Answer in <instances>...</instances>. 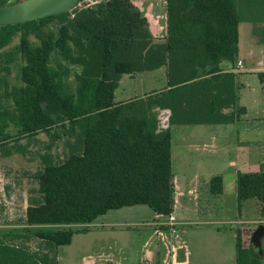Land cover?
<instances>
[{
    "label": "trees",
    "instance_id": "trees-1",
    "mask_svg": "<svg viewBox=\"0 0 264 264\" xmlns=\"http://www.w3.org/2000/svg\"><path fill=\"white\" fill-rule=\"evenodd\" d=\"M21 1L0 0V6ZM85 1L92 3L78 8ZM262 3L165 0L162 40L152 36L132 0H78L74 9L58 15L0 26V98L10 101L0 103V155L23 154L25 145L18 142L41 133L67 148L60 164L54 163L50 146L39 155L26 228L0 239V264H58L56 247L87 232L69 226L91 224L112 210L144 205L164 221L170 219L175 192L170 128L233 124L245 114L244 107L236 108L233 76L220 65L237 59L240 23H263ZM15 38L18 44L7 50ZM16 55L22 63L19 84L9 85ZM67 65L79 68L73 89ZM160 68H165V89L114 101L123 76ZM225 109L231 111L225 114ZM163 111L169 112L166 128L160 127ZM209 192L222 195L220 175L210 178ZM236 194L238 210L255 200L264 219V168L237 172ZM31 240L38 242L35 251ZM235 253V264H264V258L251 254L240 230Z\"/></svg>",
    "mask_w": 264,
    "mask_h": 264
},
{
    "label": "rangeland",
    "instance_id": "rangeland-1",
    "mask_svg": "<svg viewBox=\"0 0 264 264\" xmlns=\"http://www.w3.org/2000/svg\"><path fill=\"white\" fill-rule=\"evenodd\" d=\"M11 3L12 0H5ZM135 6L143 13L149 23V30L156 40H162L166 33V6L165 0H132ZM92 2H81L78 8ZM244 14L248 16L246 6H241ZM261 22H243L240 25V51L238 57L243 63L244 73L240 75L237 89V105L244 107L246 112L241 116V127L247 126V131L238 130L234 134L239 144L225 142L227 136H221L224 141L219 144L213 141L217 134L215 126H172V145L174 157V170L180 168L177 164L179 151H190L199 157V163H188L185 168L188 173L195 170L199 176L195 182L178 178L179 186L176 195L174 218L182 224L176 227L178 239L171 232L160 231L161 237L153 235L154 223H165L151 209L144 205L124 207L112 210L99 216L93 223L86 225H71L73 230L86 229V233L75 234L72 242L67 246L56 247L58 264H113L108 255L114 261L122 264H150L148 258H143L146 251L158 247L164 256L165 264H170L178 254V259H184V252L190 264H235V234L237 228H247L245 242L249 244L250 230L256 226H264L263 222L253 223L261 219L258 203L255 200L246 201L238 210L237 195L234 189L228 185L224 196H213L209 192V180L220 173L226 179L234 170L240 172H257L259 166L250 168L248 161L239 162L236 168L229 164V160L249 154L256 158L261 149L263 133L256 126L264 124V28ZM18 44L15 38L7 50H14ZM22 64L16 55V62L11 64L7 75L9 85L19 84V65ZM66 66V64H64ZM70 69L69 84L74 88L73 76L79 71L76 66L67 65ZM2 74H0V77ZM166 86L165 68L138 73L133 77L123 76L121 83L114 92V101L125 102L163 89ZM2 92V90L0 89ZM0 103L9 105L10 101L0 98ZM223 128V127H222ZM230 128V127H226ZM10 133L15 129L10 127ZM219 138V137H218ZM25 145V152L16 153L8 157L0 155V239L8 233L22 232L24 224L25 208L28 199L33 196L37 188V182L33 174L41 168L39 155H42L46 146H50L55 164L64 162L67 158V148L60 140L52 142L45 134H38L32 141L18 142ZM213 143V144H212ZM227 143V144H225ZM206 145V146H203ZM196 146V147H195ZM256 148V149H254ZM257 150V151H255ZM258 152V153H256ZM195 156V157H197ZM249 156V157H250ZM234 157V158H233ZM250 157V159H251ZM194 158V157H193ZM197 187L196 194H189L188 187ZM160 223V224H159ZM56 226H42V228L54 229ZM37 227H32L35 230ZM56 228H64L63 226ZM249 237V239H248ZM174 241V243L172 242ZM185 241V250L174 251L176 242ZM30 250L38 248V242H29ZM262 253L264 256V235L262 238Z\"/></svg>",
    "mask_w": 264,
    "mask_h": 264
},
{
    "label": "crops",
    "instance_id": "crops-1",
    "mask_svg": "<svg viewBox=\"0 0 264 264\" xmlns=\"http://www.w3.org/2000/svg\"><path fill=\"white\" fill-rule=\"evenodd\" d=\"M262 1H263V3H262V5H263V13H262V17H259V18H262V20H263L262 27L264 28V0H262ZM258 2H259V0H258ZM253 12H255V11H253ZM253 12H251V13H253ZM240 25H241V23L238 26V54H239V51H240ZM237 62H241L238 56H237V59H236V61L234 63L223 62L220 65V68H221L222 72L231 74L233 76L234 83H235V93L237 92V89L239 87V83H238L239 77H240L241 74L244 73V67H243V71L242 72H235L234 71V68H235ZM242 66H243V63H242ZM131 77H133V76H131ZM120 83H121V80H120L119 84ZM165 88H166V86L163 87V89H165ZM163 89H161V90H163ZM125 102H127V101H125ZM236 108H239V106L237 105V101H236ZM230 111H231L230 109H225L223 112L225 114H228ZM245 112H246V109H245ZM162 113L163 112H161V114H160L161 116L163 115ZM240 124H241V118H240L239 121H236L233 124L209 125V126L218 127V128H216V131H215L217 136H216V138H213V141L216 142L218 140L219 141L218 143L221 144L224 141L220 140V138H221V136L225 135V136H227V140H225V142H227L228 144H230V143L233 144V145L239 144L238 140L235 139L234 134H236V132L238 130L247 131L249 129L247 126L241 127ZM180 126H187V125H180ZM194 126H204V125H194ZM160 127L161 128H166V127L163 126L161 120H160ZM226 127H230V128H226ZM256 128H258L259 131L264 134V124H261L259 127L256 126ZM170 130H171V128H170ZM237 134H238V132H237ZM171 136H172V134H171ZM227 143H225V144H227ZM203 146H206V145H203ZM260 148L261 149L258 150L259 154H258V156L256 158L251 157L250 156V152H249V154H243L241 157H236V158L233 157L234 160L230 159L229 160V164L232 167L236 168L237 165H238V160H239V162H242V163L248 161L247 164L249 163L250 168H256L258 166H259V168H261V167L264 168V135L262 137V143L260 145ZM254 149H256V148H254ZM255 151H257V150H255ZM258 152H256V153H258ZM195 156H197V155L195 153H191L190 151H188V153H187V151H184V152L179 151V153H177V164H179L180 168L177 170V172H175L173 164H174V160H176V159L174 157L173 145H172V140H171L172 179H173L174 190H175V192H174V206H173V212L171 214V217H170V219L167 220V222L162 223V224L159 223L160 225H158V223H154L153 224L154 227L152 228V231H153L152 233L156 237H161V235L159 234L160 231L171 232L170 231V226L171 225H174V228L177 229L176 227L178 226V224H179V226L182 224L181 222H176L175 218H174V214H175L174 209H175V205H176V195H177L176 192H177V190L179 188V186L177 185V182H178V178L179 177L180 178H184L187 181L190 180V182H192V181L195 182L196 181V179L199 176V172L194 169L193 172L188 173L186 168H185V166L188 163H191V162H195V163L198 162L199 163V157L198 156L195 157ZM249 156L251 157V159H250ZM237 172H240V171L234 170V173L230 177H228V179H226L224 174H222V173L218 174L223 179V193L219 197H222V196L225 195L226 188H227V182H228V185L231 186V188H233V186L235 185L234 189H235V192H236V175H237ZM189 185H190V183L188 184V187L192 188V189H189L188 193L189 194L190 193L191 194L192 193L196 194L197 187L195 186V184L193 183L192 187L189 186ZM25 210H26V208H25ZM259 222H263L264 223V219H260L259 221L257 219V220L253 221V223H259ZM256 228H257V226H256ZM237 230L241 231L243 242H245V240H246L245 232L247 231V228H237L236 231ZM252 230L253 229H251L250 231H252ZM170 236H172V233L169 235V237ZM172 242L174 243L173 240H172ZM183 243H185V241H183L181 243H178V240H177V242H176L177 251L178 250L181 251V250H185L186 249ZM234 247H235V243H234ZM187 255H188V253L185 250V252H184V257L185 258L181 259V261L178 259V261H177V258H178V254H177L176 256H174V258H173V260H172V262L170 264H190V259L187 258ZM144 257L149 259L150 264H165L164 256L162 257V253H161V251H160V249L158 247H155L151 251H146L145 254L143 255V258ZM108 258H109V260L105 259L107 262L113 260V261H111V262H113V264H122L121 261H117V260L114 261V258H112L109 255H108ZM88 264H96V263L91 262V263H88Z\"/></svg>",
    "mask_w": 264,
    "mask_h": 264
},
{
    "label": "water",
    "instance_id": "water-1",
    "mask_svg": "<svg viewBox=\"0 0 264 264\" xmlns=\"http://www.w3.org/2000/svg\"><path fill=\"white\" fill-rule=\"evenodd\" d=\"M78 0H22L15 5L0 6V26L15 25L40 20L70 11L76 7ZM159 116L164 127L168 126L169 112L163 111ZM264 227L259 225L251 234L249 248L253 256L264 258L262 237Z\"/></svg>",
    "mask_w": 264,
    "mask_h": 264
},
{
    "label": "built area",
    "instance_id": "built-area-1",
    "mask_svg": "<svg viewBox=\"0 0 264 264\" xmlns=\"http://www.w3.org/2000/svg\"><path fill=\"white\" fill-rule=\"evenodd\" d=\"M234 71L235 72H242L243 71V66H242V63L241 62H237L236 63V66L234 68ZM170 231H171L172 234H174V238L175 239H178L179 238V236L177 234V231L174 228V225H171L170 226ZM173 250L176 252L177 251V246H174V249Z\"/></svg>",
    "mask_w": 264,
    "mask_h": 264
}]
</instances>
